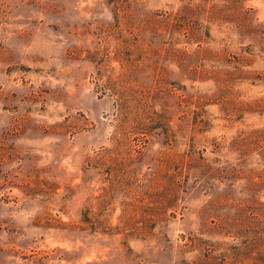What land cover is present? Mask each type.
<instances>
[{"label": "rangeland", "instance_id": "374dc122", "mask_svg": "<svg viewBox=\"0 0 264 264\" xmlns=\"http://www.w3.org/2000/svg\"><path fill=\"white\" fill-rule=\"evenodd\" d=\"M0 264H264V0H0Z\"/></svg>", "mask_w": 264, "mask_h": 264}]
</instances>
